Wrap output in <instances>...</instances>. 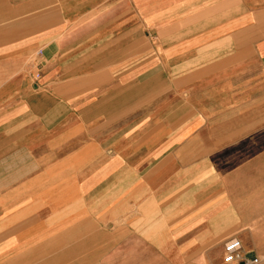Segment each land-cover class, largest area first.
Segmentation results:
<instances>
[{"label":"crops","instance_id":"1","mask_svg":"<svg viewBox=\"0 0 264 264\" xmlns=\"http://www.w3.org/2000/svg\"><path fill=\"white\" fill-rule=\"evenodd\" d=\"M233 238L264 264V0H0V264Z\"/></svg>","mask_w":264,"mask_h":264},{"label":"built area","instance_id":"2","mask_svg":"<svg viewBox=\"0 0 264 264\" xmlns=\"http://www.w3.org/2000/svg\"><path fill=\"white\" fill-rule=\"evenodd\" d=\"M224 260L226 263L237 262L239 264H258L257 259L249 262L245 261L241 254V243L237 238L229 240L224 245Z\"/></svg>","mask_w":264,"mask_h":264}]
</instances>
